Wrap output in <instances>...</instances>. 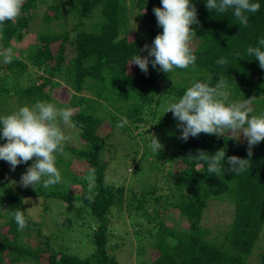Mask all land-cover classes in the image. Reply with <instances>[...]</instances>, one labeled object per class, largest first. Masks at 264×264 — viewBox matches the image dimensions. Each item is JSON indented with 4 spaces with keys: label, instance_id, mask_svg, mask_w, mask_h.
Returning a JSON list of instances; mask_svg holds the SVG:
<instances>
[{
    "label": "trees",
    "instance_id": "16d2710c",
    "mask_svg": "<svg viewBox=\"0 0 264 264\" xmlns=\"http://www.w3.org/2000/svg\"><path fill=\"white\" fill-rule=\"evenodd\" d=\"M253 2L259 3L260 9L247 14L248 26L244 27L231 10L219 14L209 11L205 0H193L199 20V25H192L196 33L191 42L194 43L195 64L168 74L160 71L159 66L153 68L149 64L145 75L138 66L128 65L134 55H144L139 51V39H129L132 30L128 22L130 17L140 18L137 28L144 27L149 33L151 45L155 35L162 32L152 11L153 7L160 6V0H26L18 20L7 22L0 31V50L11 47L14 52L9 64H4L0 57V97L17 95L19 101L25 99L28 105L37 101L52 102L51 89L60 84L56 77H62L73 88L70 101L74 115L71 119L79 128L85 147L77 148L67 142L63 152L57 154L56 164L67 160L63 162L66 167L62 171L67 177L72 176L68 168L71 160L77 164L90 163L95 170L96 188L92 202L86 199L88 194H82L79 200L84 204L79 205L80 213L76 212L74 219L69 218V231L57 234L51 245L46 243L44 247L33 248L18 244L19 230L11 215L10 231L15 235L9 236V226L6 231L0 226V264H13L14 261L120 264L112 251L122 244L112 243V239L119 240L123 236L110 228L109 218L113 211L126 219L131 228L135 227L132 231L138 240L142 232H147L155 255L142 264H264L263 249L256 254V262L250 259L259 247L264 230V141L253 147L249 170L217 175L207 171L206 162L196 161L189 155H196L197 150L213 154L223 147L226 155L247 158V142L243 138L237 141L231 139V134L225 137L200 134L183 141L179 138L178 122L161 114L162 108L147 113L152 105L147 99L156 97L165 101L172 97L177 100L195 80L211 77L215 84L222 75L228 81L229 100L250 99L253 109L250 115L264 113V69L254 57L246 54L248 46H258V39L264 38V0ZM37 12L44 14L47 25L30 42L24 38L25 31ZM53 20L58 21L59 30L50 27L49 21ZM52 44L57 45L56 50H52ZM222 57L229 63L218 64L217 60ZM110 109H116L120 115ZM100 110L112 114L110 121H114L103 136L99 129L105 127L106 120ZM3 115L7 114L0 116ZM151 120L160 135L173 130L170 137L175 135L177 149L166 156L152 155L155 159L151 161V168L161 172L154 178L157 186L138 193L130 190L125 195L124 184L105 181L106 165L100 160L103 139L116 128L124 129L123 133L128 131L129 125L142 127L144 122ZM118 123L123 126L118 127ZM168 160L171 164L163 174L164 168L159 166V161ZM30 163L23 164L25 170ZM4 164L0 160L1 179ZM225 167H228L226 163ZM65 180L68 181L65 188L55 185L44 188L41 183L34 189L27 187L17 192L2 180L0 203L8 200L9 213L21 210L28 221L27 227H37L39 223L26 212L23 199L30 196L62 201L78 199V195L69 193L72 180ZM159 182L166 185L167 192L156 196L162 188ZM212 200L233 205V216L218 240L207 236L209 231L201 222ZM75 219L78 230L84 233L81 240L91 253L85 257L66 251L62 245L74 229ZM86 225L93 229H84Z\"/></svg>",
    "mask_w": 264,
    "mask_h": 264
},
{
    "label": "clouds",
    "instance_id": "9594fccd",
    "mask_svg": "<svg viewBox=\"0 0 264 264\" xmlns=\"http://www.w3.org/2000/svg\"><path fill=\"white\" fill-rule=\"evenodd\" d=\"M26 0H0V31L9 21H16L21 15ZM209 11L223 14L232 11L240 25L247 27L248 13L259 11L260 4L253 0H205ZM157 26L162 29L155 35L151 45L145 44L140 52L146 55H134L129 67L136 65L145 75L149 64L165 74L174 69H187L194 65L196 56L191 42L196 36L192 25H199L197 8L193 0H160L159 7L152 9ZM264 38L258 39V46H248L246 54L254 57L261 69H264ZM14 52L11 47L0 50L4 64L12 62ZM239 56V54H237ZM218 64L229 63L227 58L217 60ZM212 78L195 80L187 87L182 96L169 104L164 113L170 111L178 122L180 139L200 134L225 137L231 134L233 140L247 142V158L226 155L225 148L217 149L213 154L197 150L196 155H189L196 161L207 163V171L219 175L221 172L240 174L249 170L253 147L264 141V113L250 115L253 109L251 100H229L228 81L220 76L215 84ZM74 112L71 108H60L50 101H37L31 105L18 107L7 115L0 116V160L8 163L14 171L18 165L28 164L21 174L19 184L23 188L37 184L49 188L62 182V174L56 166L57 154L62 153L69 137L65 129L75 127L72 121ZM126 122V118H123ZM122 127L123 124H118ZM151 150L157 154L164 145L155 134L151 136ZM227 164V168L225 167ZM88 184L89 202L94 200L96 188L95 170L90 169L85 177ZM18 230L27 227L24 212L15 210L11 213Z\"/></svg>",
    "mask_w": 264,
    "mask_h": 264
},
{
    "label": "rangeland",
    "instance_id": "374dc122",
    "mask_svg": "<svg viewBox=\"0 0 264 264\" xmlns=\"http://www.w3.org/2000/svg\"><path fill=\"white\" fill-rule=\"evenodd\" d=\"M53 4L56 3L53 1ZM42 12H37L33 17L29 27L25 31L24 38L33 40V38L45 28L46 20L43 17ZM70 18V16H67ZM140 18L134 20L133 17L129 19L130 32L129 39H134L137 37L139 39V43L141 49L147 43L149 44V33H146L144 27L137 28L140 23ZM49 25L52 28L60 29L58 26V21L53 20L49 21ZM72 22L69 21V24ZM141 35V38L138 36ZM150 45V44H149ZM194 46V43L191 44V47ZM52 50L57 49V45H51ZM146 55V51L143 52ZM3 59V58H2ZM56 81H60V84H56L51 89V96L54 103L57 104L60 108H74L71 106L70 96L73 88L69 87V85L63 80L62 77H56ZM48 90V88H46ZM82 94L90 95V93L82 91ZM166 99L162 101V99H158L154 97L152 100H148V104L152 105L149 109H147V113L155 112L158 109L162 108L161 114L165 112L170 103L174 102L176 99L172 100ZM160 100V101H159ZM92 103V102H91ZM27 102L25 99L19 101L17 95L9 96V97H0V112L5 114H9L12 111L16 110L18 107L26 105ZM147 104V105H148ZM28 105V104H27ZM112 113L120 115L116 109H110ZM103 119L106 120L105 127L99 129V133L103 136L106 132L109 131L110 117L112 114H109L103 110L99 111ZM2 113V114H3ZM0 114V115H2ZM170 119H174L172 113L170 111L166 112ZM119 124V123H118ZM145 125L142 127L129 125L127 128L128 131L122 133L124 129L116 128L113 133H108V136H105L103 139V150L100 155V160L105 163V181L124 184L125 187V195H128L130 190L138 193L144 188L155 187L157 186L156 181L154 180L155 176H158L161 172H158L155 169L151 168V161L155 158L154 154L151 150V136L155 134L160 142L164 145L162 151H160L159 155H168L172 151L177 149V141L175 139V135L171 138V133L174 134L173 130L167 131L165 134H159L158 130L154 128V121L144 122ZM169 129V128H168ZM66 135L69 137L68 143L75 144L78 147H85L84 141L80 137V130L78 127H68L65 129ZM144 142V143H143ZM153 155V156H152ZM163 156V157H164ZM72 159V158H71ZM67 161V160H66ZM63 159V162H66ZM63 162L56 164L62 174V182L56 184L55 186L59 188H65L68 181L65 179L72 180V184L70 185L69 193L73 195H78V199H74L71 201H62L54 198H44L39 196H30L23 199V205L25 207L26 212L29 216L39 223L37 227H26L23 230H19V235L17 239V243L22 246L32 245L33 248L37 246L44 247L47 244H53V238L56 237L57 234H61L66 232V229L69 231V218H75L76 212L80 213L81 207L79 205H83V201L79 200L82 197V194H88V184L84 177L87 176L88 171L91 169L90 163L81 162L77 164L75 161H70V170L72 171V176H67L62 173L63 169L66 167ZM171 162L159 161V166L164 168L163 174H165L166 170L169 167ZM138 167V168H136ZM4 174L3 179L0 177V182L5 181V183L9 184L11 190L17 192L20 191L23 187L20 186L19 180L21 174L25 171V166L23 164L18 165L14 171L10 170L8 163L4 164ZM139 169V171H137ZM137 172H135V171ZM66 177V178H64ZM84 178V179H83ZM164 181V180H163ZM161 185V191L156 193V196L159 194H165L167 192L166 185L162 182H159ZM131 192V191H130ZM1 194V189H0ZM158 198V197H155ZM153 198V199H155ZM155 199L154 201H157ZM9 201L5 200L3 203H0V226L2 227V231H6L9 226V236L12 237L15 235L11 233V224L10 217L11 213H9ZM77 216V215H76ZM233 216V205L231 203L226 202H218L215 200L209 201L207 207L204 210L202 225L209 231L207 235L212 240H218L221 237V233L224 229H226L229 221ZM76 219L73 221V225H75L74 229H71L69 237L64 241L63 247H65L66 251H70L79 255V257H85L90 255L88 251V247L85 245L84 238L82 232H80L76 226ZM109 222H111V230L113 232H117L123 237H120L119 240L116 238L112 239V243L118 241L122 246L120 248H115L112 252L115 255L116 260L120 264H142L149 260L152 255H155V251L151 246V241L147 238V232H142V238L140 240L137 239L132 229L136 230L135 227L128 225L126 219L123 220L122 217L117 212L112 213V216L109 218ZM148 227H152L151 224H147ZM93 229V227L85 226L84 229ZM146 228V226H143ZM67 231V232H68ZM127 231V233H125ZM84 232H86L84 230ZM65 236V235H64ZM259 247H257L254 251L253 256H251V260L253 262L257 261V253L261 249L264 250V230L261 233ZM65 238V237H64ZM19 247V245H15ZM45 252L43 253V257L46 258ZM31 262H21L14 261L13 264H30ZM4 264V263H3Z\"/></svg>",
    "mask_w": 264,
    "mask_h": 264
}]
</instances>
